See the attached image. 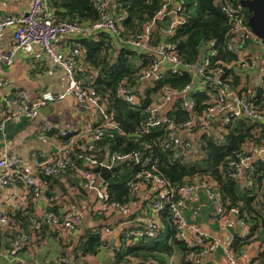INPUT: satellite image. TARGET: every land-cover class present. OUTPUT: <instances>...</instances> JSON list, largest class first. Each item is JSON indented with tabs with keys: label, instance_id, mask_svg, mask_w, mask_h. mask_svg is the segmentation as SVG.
Instances as JSON below:
<instances>
[{
	"label": "built area",
	"instance_id": "1",
	"mask_svg": "<svg viewBox=\"0 0 264 264\" xmlns=\"http://www.w3.org/2000/svg\"><path fill=\"white\" fill-rule=\"evenodd\" d=\"M19 3L22 0H5ZM109 0H92L97 18L90 22L67 21L55 14V9L47 6V0H28L24 12L4 14L0 17V45L5 30H9L10 46L0 54V64L9 67L16 52L28 54L38 46L44 55L46 69L55 70L65 78L64 89L57 93L42 91L31 98L27 91H20L12 96H4L0 100V136L4 138L7 124L20 120H30L37 117L40 108L55 103L66 96H71L75 102V114L93 112L92 121L71 127H63L48 120L38 127L37 138L41 143H48L49 133L65 137L57 141L50 153L37 151L31 158V170L23 169V160L19 155L5 156L0 159V188L8 187L15 182L23 185L21 207L27 201H35L42 197V181L39 174L52 178H62L70 170L84 192L93 194L92 213L103 222L112 213L122 211L130 204L112 200L107 191L105 181L98 177L93 167L102 164L92 152L93 142L102 137L122 135L112 112L107 110L101 94L94 89L97 70L85 66L81 59L79 46L68 38L95 35L99 31L109 34L115 41L131 50L143 54L146 64L136 75V82L149 85L157 83L163 74L189 73L190 80L181 88L163 86L148 94L145 101L143 94H137L134 87L119 83L115 86L114 97L130 107H139L143 124L135 132H144L151 127H161L164 131L162 147L172 150L176 156H188L193 131L196 127L209 132L213 122L226 124L241 118L264 124V107L254 99V91L239 90V85L233 87L225 69L236 67L241 73L258 70L259 79L264 76V64H260L255 56V46L260 45V39L246 24L244 7L231 0H214L227 22L221 51L235 56L229 63H224L218 57L217 40L208 38L201 40L197 48L200 55L192 61L181 58L176 45L168 40L173 31L185 23L186 17L182 3L178 0H161L153 15L146 20L133 36L121 37L119 21L123 15H113L108 10ZM165 24V28L161 24ZM161 27V35L155 36L157 28ZM62 42L61 48L55 47V42ZM254 48V51L249 50ZM214 58L213 61L210 59ZM216 58V59H215ZM9 84L6 77L0 76V88ZM142 84V83H141ZM258 83L254 84L255 86ZM140 90V87H139ZM193 90H203L208 96L205 106L195 109V102L190 97ZM180 100V108L184 117L176 118L168 114L175 99ZM177 148H179L177 150ZM264 149V144L254 146L245 143L227 160L229 175L242 179L246 170L251 169L255 157ZM106 158V168L116 165V161L129 159L139 169L126 179L130 194L135 197L152 196L149 204L145 203L143 214L134 220H129L123 235L125 242L135 239H157L162 234L161 212H165L174 228V237L186 247L184 258L190 264H217L206 261L211 252L218 249L226 264H243L238 262L237 254L232 248L233 236L246 237L249 234L247 223L239 216L235 207L225 209L220 203V195L214 183L205 177H197L189 183L173 186L164 179L155 168V160L150 153L144 155L140 151L128 153H111ZM264 158V156H263ZM44 193V192H43ZM198 193H203L212 204L217 218L216 227L227 232L224 239L209 237L202 233L198 226L186 219L185 210L188 200ZM264 205V190L261 194ZM54 207V208H50ZM2 202L0 201V209ZM43 224L62 235H70L82 225L81 215L73 213L58 205L44 206L39 214ZM7 222L6 216L0 211V229ZM228 227L232 231L227 230ZM90 228V227H89ZM233 230H237L234 232ZM96 235L101 248L107 247L108 237L112 229L101 223L90 228ZM229 232V233H228ZM31 239L29 234H19L8 240L6 250L0 254L8 264H71L66 252L51 260L29 262L23 259L19 252L22 246ZM119 242L110 245V249L118 250ZM172 255L169 257L171 264ZM109 264H115L113 260ZM129 264H153L151 261L131 262Z\"/></svg>",
	"mask_w": 264,
	"mask_h": 264
},
{
	"label": "trees",
	"instance_id": "2",
	"mask_svg": "<svg viewBox=\"0 0 264 264\" xmlns=\"http://www.w3.org/2000/svg\"><path fill=\"white\" fill-rule=\"evenodd\" d=\"M160 1L109 0V12L113 15H123L119 21L120 36H133L139 32L142 24L156 11ZM178 1L182 3L186 20L170 36H167L168 40L176 45L178 55L187 61H192L200 55V50L197 48L198 43L204 39L215 38L218 49L216 58H220L224 63L233 61L235 59L233 54L220 50L227 22L214 0ZM231 1L238 2V0ZM47 6L55 9V14L60 19L67 21L90 22L97 18L92 0H47ZM244 11L247 16L248 12L246 9ZM160 31L161 27L159 26L155 31L156 37L162 36ZM72 42L79 46L83 64L97 70L94 89L101 94L107 110L112 112L118 127L123 131L122 135L114 134L112 137H102L100 140L94 141L91 152L98 159H104L111 153L123 154L136 150L144 155L150 153L152 159L155 160L156 170L173 186L192 182L197 177L210 179L220 195L222 207L225 209L235 207L239 216L249 227V234L246 237H240L237 234L233 236L232 248L234 252L240 254L251 243L257 242L258 245H262L264 243V205L261 202V194L264 190V158L255 159L251 169L246 170L242 179L231 177L226 163L228 158L237 152L243 144L250 143L254 146L264 144V124L241 118L226 124H219V121H215L208 133L204 129L196 127L193 130L195 135L188 156H176V152L162 147L164 131L161 127H151L144 132H135L143 124L139 107H130L114 97V89L119 83L127 84L134 87L137 94H143L145 101L141 100L146 102L148 94L163 86L181 88L190 80L189 73L184 72L177 75L166 72L153 85L144 82L141 84L136 82V75L146 64L147 58L143 54L118 43L103 31H99L95 35L77 36L73 38ZM262 57L263 59L259 60L260 64H264V54ZM210 60L213 61L214 58ZM225 71L229 75L233 87L239 85V90L244 92L248 88L252 89L254 99L264 107V76L259 79L256 86L253 83L245 84L248 80L246 76L243 85L238 80V76H242L243 73L239 72L236 67H230ZM189 95L196 104L195 109L199 110L205 106L208 96L203 90H193ZM168 114L176 118L184 117L185 114L180 108L178 98L172 102ZM50 135L56 137L58 141L65 139V137H59L54 133H49ZM116 165H118V170L105 180L109 196L119 203H125L128 199L133 202L139 197L130 194L126 186V179L139 167L129 159L116 161ZM70 173L71 171L67 170L63 177ZM39 178L41 181L57 183L58 187H63L58 178L41 174H39ZM67 183L69 186H73L71 178H67ZM78 188L80 192H83L80 187ZM151 199L152 196L143 197V204H149ZM4 215L8 222L0 230V237L4 240L3 247H7V239L19 234H30L29 217L32 215L28 208L25 210L14 209ZM160 216L162 234L157 239H130L125 242L122 236L124 231L120 232L119 248L112 250L115 264L142 263L148 260L153 264H169L171 255V264H190L184 258L187 249L174 237V228L167 214L161 212ZM35 219L40 220L39 217H35ZM102 223L110 226L106 218ZM41 225L48 229L43 222ZM78 243L69 253L71 260L76 264H85L79 258L95 255L100 248L99 240L96 235L91 233L90 228L83 230ZM63 253L61 252L59 255ZM256 259L258 264H264V246L257 251Z\"/></svg>",
	"mask_w": 264,
	"mask_h": 264
},
{
	"label": "crops",
	"instance_id": "3",
	"mask_svg": "<svg viewBox=\"0 0 264 264\" xmlns=\"http://www.w3.org/2000/svg\"><path fill=\"white\" fill-rule=\"evenodd\" d=\"M27 6L28 0H22L19 3L0 0V17L4 14L24 12ZM67 41H73V38H68ZM54 44L57 48H61L62 46V42L60 41ZM9 46V30H5L0 45V54L4 53ZM44 60L43 53L38 46H35L28 54L16 52L12 57V63L9 67H4L0 64V76L6 77L9 80L7 86L0 88V100L4 96H12L20 91H27L31 98H35L45 90H49L52 93L62 91L65 86V78L55 70L46 69ZM246 76L249 80H247L248 85L259 82L258 71L256 70L248 73L245 72L242 76H238V80L243 85L245 83L244 77ZM47 105L50 106V109L46 115L39 113L33 119L20 120L6 125L4 138L0 136V159L5 156L19 155L23 160V169L31 170V158L34 154L37 151L50 153L53 149L52 146L58 141L52 135L49 136L48 143H41L38 140V127L43 121L48 120L63 127H71L86 124L94 118L93 112H84L80 115L75 114V102L71 96H66L58 102ZM257 158L255 157V159ZM255 159L253 160L255 161ZM67 178H71L73 185L79 186L76 178L72 176V173L59 178L58 181L63 187H58L57 183H47L42 180V197L35 201H27L22 207L20 206L22 203V184L15 182L11 186L0 188V201L2 202L0 211L2 213L12 212L14 209L25 210V208H28L32 215L29 217L31 224V232L29 235L31 239L22 246L19 252V255L26 261L42 262L44 260H51L61 252L68 253L70 258L71 255L69 253L75 245L79 244L78 241L83 230L102 223L92 213L93 194L83 191L85 200L75 198L72 192L74 187L69 186ZM53 204L61 206L73 213L80 214L82 225L70 235H62L56 231L54 233L51 229L43 228L41 225L42 222L40 220L37 221L35 217H39L44 206H51ZM144 208L143 196L141 195L135 201L130 202L125 210L114 212L108 216L106 219L110 223L109 227L112 229V234L108 237L107 247H100L95 255L80 257L79 260L85 264H109L113 260L110 245L118 242L120 232H125L126 228H128L127 226H130L128 221L140 217L144 213ZM185 216L188 221L195 223L199 230L209 237H216L221 240L227 236V232L217 229V218L214 214V209L203 193H198L194 198L187 201ZM7 222L5 225H7ZM5 225H2L1 229ZM3 241L2 237H0V254L6 250V247L2 246ZM6 242L8 243V239ZM263 246L264 243L258 245L257 242L247 245L240 254H237L238 262L243 264H258L256 254ZM203 259L206 261H214L217 264H226L218 249ZM70 262L71 264H76L75 262L73 263L71 258Z\"/></svg>",
	"mask_w": 264,
	"mask_h": 264
},
{
	"label": "water",
	"instance_id": "4",
	"mask_svg": "<svg viewBox=\"0 0 264 264\" xmlns=\"http://www.w3.org/2000/svg\"><path fill=\"white\" fill-rule=\"evenodd\" d=\"M238 3L243 6L248 12L246 18V24L259 39L260 45L264 48V0H238ZM162 28H165V24H161ZM250 50L254 51V48H250ZM50 106L45 105L40 108V113L42 115H46L49 112ZM179 148H177L178 150ZM259 156H264V149L259 152ZM106 158L102 160L101 165H97L93 167V171L97 172V175L102 180H106L109 176H111L114 172L118 170V165L112 166L111 168H106ZM227 230L229 232L232 231L231 227H228ZM236 232L237 230H233Z\"/></svg>",
	"mask_w": 264,
	"mask_h": 264
},
{
	"label": "rangeland",
	"instance_id": "5",
	"mask_svg": "<svg viewBox=\"0 0 264 264\" xmlns=\"http://www.w3.org/2000/svg\"><path fill=\"white\" fill-rule=\"evenodd\" d=\"M254 54L259 60H262L263 59L262 55L264 54V48L261 45H256ZM258 70L259 69L257 68V71ZM71 187H74L72 192H73L75 198L85 200L84 192H80V190L78 188L79 186L73 185ZM0 264H7V263L0 257Z\"/></svg>",
	"mask_w": 264,
	"mask_h": 264
}]
</instances>
